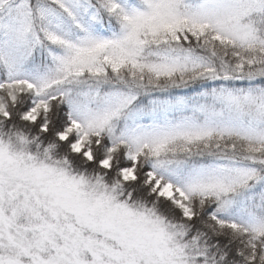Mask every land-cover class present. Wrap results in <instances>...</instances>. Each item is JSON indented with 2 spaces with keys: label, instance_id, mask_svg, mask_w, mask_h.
<instances>
[{
  "label": "snow or ice",
  "instance_id": "6c2138e0",
  "mask_svg": "<svg viewBox=\"0 0 264 264\" xmlns=\"http://www.w3.org/2000/svg\"><path fill=\"white\" fill-rule=\"evenodd\" d=\"M0 264H264V0H0Z\"/></svg>",
  "mask_w": 264,
  "mask_h": 264
}]
</instances>
